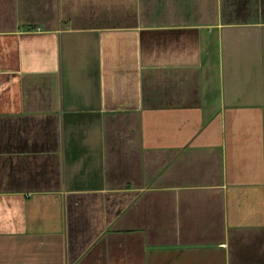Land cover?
<instances>
[{
    "label": "crops",
    "instance_id": "obj_1",
    "mask_svg": "<svg viewBox=\"0 0 264 264\" xmlns=\"http://www.w3.org/2000/svg\"><path fill=\"white\" fill-rule=\"evenodd\" d=\"M0 264H264V0H0Z\"/></svg>",
    "mask_w": 264,
    "mask_h": 264
}]
</instances>
